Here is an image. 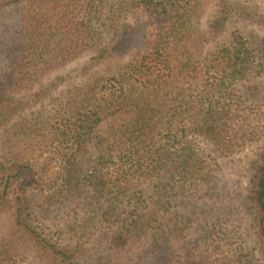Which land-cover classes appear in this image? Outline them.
<instances>
[{
	"label": "trees",
	"instance_id": "16d2710c",
	"mask_svg": "<svg viewBox=\"0 0 264 264\" xmlns=\"http://www.w3.org/2000/svg\"><path fill=\"white\" fill-rule=\"evenodd\" d=\"M257 1L264 2L214 0L221 15L211 18L205 30L201 18L210 8L209 0H27L22 38L8 47L6 61L0 63L5 72L4 79L0 72V91L10 97L0 101V122L11 119L14 103L26 105L16 93L24 82L17 77L24 71L31 73V67L37 65L29 56L43 57L53 44L56 55H66L73 46L80 52H92L84 72L100 69L68 99L62 114L63 133L55 136L74 150L67 187L81 193L80 174L88 175L85 186L94 192L91 198L113 231L115 256L131 251L139 240L152 239L156 250L163 233L162 214L173 201L187 205L188 212L178 215L175 230L183 227L177 231L182 234L191 224L197 225L189 201L195 182L206 172V155L200 156L202 150H197L194 141L201 138L220 156L236 149L238 143L226 136L232 128L231 102L240 86L264 75V37L255 31H237L228 45L216 48L210 57L200 60L195 52L225 31L235 12L248 16L245 11L256 7ZM134 19L147 20L141 45L133 37ZM73 29L74 43L68 40V30ZM217 96L224 98L223 103ZM91 147L99 159L93 172L76 162ZM112 159H116L113 174L101 175L99 166ZM29 163L18 157L9 165L0 162L1 211L11 201L7 198L14 184L20 186L12 207L13 223L20 233L14 239L16 247H34L57 264H78L82 248L61 247L28 221L26 195L37 185ZM245 207L249 226L239 235L240 245L231 248L224 234L222 257L219 246L210 251L211 244L205 243V255L192 264H264V149L253 169ZM181 215L185 220L182 227L178 225ZM216 229L219 231L217 226L213 231L207 229L206 238L218 241ZM11 249L0 251V264L19 263L21 254L15 257Z\"/></svg>",
	"mask_w": 264,
	"mask_h": 264
},
{
	"label": "rangeland",
	"instance_id": "374dc122",
	"mask_svg": "<svg viewBox=\"0 0 264 264\" xmlns=\"http://www.w3.org/2000/svg\"><path fill=\"white\" fill-rule=\"evenodd\" d=\"M239 1L247 4L246 0ZM209 2L210 8L206 9L201 18L202 29L205 30L211 18L221 15L214 0ZM24 8H27V0H0L1 64L6 61L8 47L19 43L22 38ZM245 12L248 16L242 17L235 12L225 31L199 45L195 53H199L200 60L210 57L216 48L228 45L232 34L237 31H255L264 37V2L257 1L256 7L252 6ZM73 18L76 22L79 21L78 16ZM137 20H132L136 27L133 37H138L141 45L144 37L141 33L147 20ZM68 31V40L71 39L74 43V29ZM54 47L55 44L51 45V52L43 53V57L29 56L37 65L31 67V73L24 71L17 77L24 82L16 93V98L23 100L26 105L18 106L14 103L11 119L0 122V162L9 165L16 157L18 161L25 163L28 159L35 170L37 185L28 190L26 195L30 205L29 223L61 247L82 248L84 253L79 256L78 264H192L202 254L205 255V243L211 244L210 251L219 246L220 257L222 249L226 248L224 246L227 239L232 244L231 248L238 247L239 237L242 233L245 234L249 226L245 199L251 176L264 149V75L255 82L240 86L236 92L237 97L234 96L231 102L232 119L229 125L232 128L226 136L238 143L232 153H222L220 156L216 149L201 138L194 141L197 150H202L200 156L206 155V172L195 182L189 201V211L194 213L193 217L197 219L199 226L191 224L184 233L179 234L185 223L182 215L188 214L185 210L187 205H181L179 200L173 201L171 208L162 214L163 233L158 236L156 250L152 248V239L139 240L131 251L115 256L111 248L113 231L102 220L103 211H99L100 207L91 198L94 192L85 186L88 175L80 174L81 193L75 187H67L65 179L67 171L71 169L69 159L73 157L74 150L71 144L59 141L55 136L64 130L61 127L62 114L64 115L68 99L100 68L93 67L84 72L92 55L89 50L80 52L73 46L66 55H56ZM128 61L129 57L124 60L126 64ZM6 71L9 73L7 69ZM0 72L4 79L5 72L2 69ZM4 93L0 91V101L10 98L5 97ZM223 100L222 96H217V101L223 103ZM232 122H236L235 125ZM92 147L85 156L78 155L76 161L77 164L84 165L85 170L91 168L89 171L98 167L99 160ZM115 161L116 159H112L106 166H99L101 175L110 177ZM19 187L14 184L7 198L11 201L0 210V251L12 248L15 257L20 253L18 264H57L48 256L37 253L34 247H16L14 239H18L20 233L13 223L12 207ZM129 198L130 196L128 200ZM102 203H105V199ZM182 212L184 213L179 219L181 223L178 224L182 228L175 230L176 219ZM216 226L219 228V231L216 229L220 233L219 240L207 239L209 231H213ZM172 231L176 232L172 234ZM224 234L226 240L222 242ZM30 250L32 251L29 252Z\"/></svg>",
	"mask_w": 264,
	"mask_h": 264
}]
</instances>
